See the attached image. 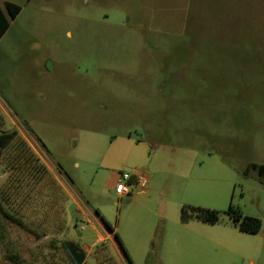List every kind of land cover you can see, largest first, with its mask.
Instances as JSON below:
<instances>
[{
  "label": "rangeland",
  "instance_id": "1",
  "mask_svg": "<svg viewBox=\"0 0 264 264\" xmlns=\"http://www.w3.org/2000/svg\"><path fill=\"white\" fill-rule=\"evenodd\" d=\"M5 1L22 10L0 41V127L19 132L67 199L46 219L65 229L41 239L3 220L0 264L9 253L77 264L62 241L81 264H264V185L244 174L264 164V0ZM122 172L142 174L144 192L120 198ZM230 204L261 230L240 231ZM41 207L27 216L43 221Z\"/></svg>",
  "mask_w": 264,
  "mask_h": 264
},
{
  "label": "trees",
  "instance_id": "2",
  "mask_svg": "<svg viewBox=\"0 0 264 264\" xmlns=\"http://www.w3.org/2000/svg\"><path fill=\"white\" fill-rule=\"evenodd\" d=\"M21 10L22 7L12 1H5V7L0 3V41L10 28L11 20L15 19ZM2 167L8 171V176L3 188L0 189V225L3 220L12 221L31 232L37 239L48 234L62 232L65 229L64 218L58 219L52 224L46 222V219L52 216L49 213L50 208H53L56 214L64 213L63 203L67 199V194L48 166L16 129L0 127V169ZM250 170L256 171L260 182L264 185V164L250 163L244 170V174L248 175ZM18 200L19 203L16 205ZM39 201L42 202L43 207L41 208L45 211L43 221L31 220L26 214L27 205L32 207ZM190 209L196 218L203 222L217 224L220 221L221 211L218 209L194 205H191ZM96 213L102 218L105 225L114 231L115 238L130 260L118 232L98 209H96ZM226 213L240 231L256 234L262 228L260 218L245 214L232 204ZM56 242L57 240L52 239L50 246L59 247ZM61 246L67 249L65 241L61 242ZM69 257L74 261L71 253H69ZM5 258L12 264H29L23 261L19 254H5Z\"/></svg>",
  "mask_w": 264,
  "mask_h": 264
},
{
  "label": "built area",
  "instance_id": "3",
  "mask_svg": "<svg viewBox=\"0 0 264 264\" xmlns=\"http://www.w3.org/2000/svg\"><path fill=\"white\" fill-rule=\"evenodd\" d=\"M146 187L147 180L142 174H131L128 172L120 173L116 183V191L120 198L129 196L136 190H145ZM85 228V225L81 226L82 230Z\"/></svg>",
  "mask_w": 264,
  "mask_h": 264
},
{
  "label": "crops",
  "instance_id": "4",
  "mask_svg": "<svg viewBox=\"0 0 264 264\" xmlns=\"http://www.w3.org/2000/svg\"><path fill=\"white\" fill-rule=\"evenodd\" d=\"M9 30V29H8ZM140 192H144L143 190L142 191H140ZM96 215H98V214H96ZM99 216V215H98ZM87 220L89 219V217L87 216V214H86V217H85ZM101 218V217H100ZM102 220V219H101ZM201 221V220H200ZM201 222H203V221H201ZM102 227H103V230H104V232H105V229H107V231L105 232L106 233V237L109 239V241H112L113 242V244L116 246L117 245V243H116V241H115V234H114V231H111L106 225H105V223L103 222V220H102ZM203 223H206V222H203ZM206 224H210V223H206ZM210 225H214V224H210ZM115 231H116V229H115ZM243 232V231H242ZM101 238H102V235H100L99 236V239H98V243H100L102 240H101ZM90 249V248H89ZM250 264H255V261L254 260H250Z\"/></svg>",
  "mask_w": 264,
  "mask_h": 264
},
{
  "label": "water",
  "instance_id": "5",
  "mask_svg": "<svg viewBox=\"0 0 264 264\" xmlns=\"http://www.w3.org/2000/svg\"><path fill=\"white\" fill-rule=\"evenodd\" d=\"M65 245L67 246V248H69L70 253L75 259L76 263L81 264L83 258L82 253H80L72 243L69 244V242H65Z\"/></svg>",
  "mask_w": 264,
  "mask_h": 264
},
{
  "label": "flooded vegetation",
  "instance_id": "6",
  "mask_svg": "<svg viewBox=\"0 0 264 264\" xmlns=\"http://www.w3.org/2000/svg\"><path fill=\"white\" fill-rule=\"evenodd\" d=\"M77 250L80 251V249L76 246Z\"/></svg>",
  "mask_w": 264,
  "mask_h": 264
}]
</instances>
